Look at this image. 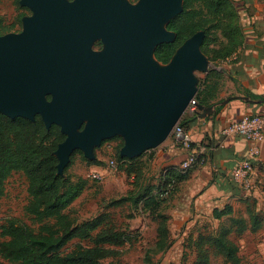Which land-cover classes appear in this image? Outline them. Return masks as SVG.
<instances>
[{
	"label": "water",
	"instance_id": "water-1",
	"mask_svg": "<svg viewBox=\"0 0 264 264\" xmlns=\"http://www.w3.org/2000/svg\"><path fill=\"white\" fill-rule=\"evenodd\" d=\"M32 15L22 31L0 36V113L56 125L65 139L53 153L58 175L75 151L92 161L114 137L120 158L133 159L163 144L197 93L194 72H207L200 31L170 61L154 58L172 43L167 24L183 0H20ZM101 39L100 52L91 49ZM242 100L251 101L247 96ZM229 99L197 105L205 118ZM255 103H260L256 101Z\"/></svg>",
	"mask_w": 264,
	"mask_h": 264
},
{
	"label": "trees",
	"instance_id": "trees-1",
	"mask_svg": "<svg viewBox=\"0 0 264 264\" xmlns=\"http://www.w3.org/2000/svg\"><path fill=\"white\" fill-rule=\"evenodd\" d=\"M166 28L174 32L176 37L174 42L161 44L155 49L154 58L163 65L170 61L186 39L199 31L205 34L201 51L213 63L216 59H229L239 50L244 40L240 14L233 0H183L182 12L173 18ZM215 31L220 33L223 42L222 48L211 56L210 37ZM221 79L220 72L211 70L199 81L194 97L197 105H213ZM186 117L182 116L177 124L184 130L188 129ZM195 117L196 114H192L188 120ZM64 139L65 136L61 134L58 126L53 125L50 130H46L38 116L32 122L20 117L11 119L0 113V197L4 195L7 178L14 172H22L27 179L28 202L25 212L39 225L34 230L25 224L10 220L0 227V236L6 239L0 243V257L10 263L115 264L104 263V260L118 257L121 254L119 248L127 244L132 245L135 240L131 232L116 230L106 214L79 221L66 213L82 194L84 184H71L64 176L58 175V161L53 153ZM122 146L121 140L118 151ZM191 148H194L193 144ZM202 157L204 164H195L185 172L174 169L166 171L162 183L157 185L156 193L150 196L145 190L135 200V204L146 201L155 206L156 202L168 201L175 194L179 183L188 178L192 169L207 163V155L203 153ZM118 158L126 167L128 164L129 170H138V159ZM172 181L175 188L171 196L161 199L160 193ZM123 201L118 200L114 204L121 205ZM155 210L153 207V215ZM234 214L230 206L213 211L215 219L222 220L226 217L230 219L231 225L228 228L221 227L214 235L197 238L194 245V264H209L211 252L220 256L223 264H241L238 247L230 240L229 235L234 233L241 236L256 228L260 219L252 202H248L245 210L247 218L234 217ZM155 219L158 222L157 235L150 251L162 254L169 248L168 230L162 215L155 216ZM74 240L87 241L90 246H77L73 251L64 253L66 246Z\"/></svg>",
	"mask_w": 264,
	"mask_h": 264
},
{
	"label": "rangeland",
	"instance_id": "rangeland-1",
	"mask_svg": "<svg viewBox=\"0 0 264 264\" xmlns=\"http://www.w3.org/2000/svg\"><path fill=\"white\" fill-rule=\"evenodd\" d=\"M20 0H0V36L9 33H20L24 17H30L32 12L19 4ZM71 1V0H70ZM130 4H136L138 0H127ZM200 32V31H199ZM203 32V31H202ZM212 42L209 45L210 55L219 51L223 38L218 31L211 33ZM99 48L94 44L93 51ZM202 52V51H201ZM203 53V52H202ZM207 58V56H205ZM208 60V69L223 66V61ZM197 84L203 78V72H194ZM185 112L183 116H187ZM36 119V118H35ZM122 139L114 137L104 141L99 148H95V159L87 160L81 151H75L65 168L63 176L71 184L83 183L84 189L80 197L66 211L72 218L79 221L92 219L100 214L108 215L110 224L119 231L131 232L135 236L132 245L119 248L120 255L104 260V263L115 264H194L196 259L195 242L198 237L214 235L221 227L228 228L230 219L213 220L210 211H185L178 217L173 211L175 194L164 202H156L155 206L146 201L135 200L145 190L150 196L156 193L157 185L161 179V173L165 168L163 158L155 149L143 154V159L138 161V170H129L125 163L118 158V145ZM174 141L172 133L167 140L158 147L163 148ZM181 146V145H180ZM120 157V156H119ZM114 161L116 167L108 168L109 162ZM92 162V163H90ZM100 170L102 179L95 180L90 177L92 170ZM157 176V177H156ZM118 200H124L121 205L114 204ZM28 202L27 179L22 172L12 173L5 182L4 195L0 197V227L13 220L25 224L36 230L38 224L32 221L25 212ZM147 203V204H146ZM194 201H190V208ZM156 208L154 215L151 213ZM245 208L237 209L234 217L244 216ZM259 225L246 231L241 236L234 233L229 235L230 240L238 247V256L241 264H264V210H256ZM190 213V214H189ZM244 213V215H243ZM162 215L165 218L168 230L169 248L162 254L150 251L156 241L158 222L155 216ZM197 219V220H195ZM6 239L0 236V243ZM77 246L89 247L87 241L74 240L64 249V253L73 251ZM147 255L149 258H147ZM0 264H13L0 257ZM209 264H223V259L210 253Z\"/></svg>",
	"mask_w": 264,
	"mask_h": 264
},
{
	"label": "crops",
	"instance_id": "crops-1",
	"mask_svg": "<svg viewBox=\"0 0 264 264\" xmlns=\"http://www.w3.org/2000/svg\"><path fill=\"white\" fill-rule=\"evenodd\" d=\"M233 1L240 14L243 44L235 53L236 57L231 56L223 61V66L209 68L203 73V78L211 70H217L222 74L213 105L226 99L229 101L216 107L215 112L205 118H199L197 114L191 120H188L190 114L186 117L193 150L201 148L208 161L205 165L192 169L188 178L179 183L173 201L175 203L173 211L178 217L191 209L195 213L210 211L211 218L217 220L213 217L214 210L230 206L235 213L237 209L246 210L248 202L254 204L255 210H264V146L260 148L255 162L252 176L254 189L245 192L237 187L229 172L246 158L250 144L239 136L221 135L229 124L245 116L264 114V0ZM246 96L251 101L240 98ZM256 101L260 103H255ZM158 147L155 149L163 158L165 167L159 181L161 184L166 171L170 169L181 171L180 165L187 158L189 151L175 141L163 148ZM143 154L133 159L141 161ZM138 161L137 164L140 163ZM190 201H194L192 208ZM224 218L226 217L222 219Z\"/></svg>",
	"mask_w": 264,
	"mask_h": 264
},
{
	"label": "built area",
	"instance_id": "built-area-1",
	"mask_svg": "<svg viewBox=\"0 0 264 264\" xmlns=\"http://www.w3.org/2000/svg\"><path fill=\"white\" fill-rule=\"evenodd\" d=\"M232 57H236L234 53ZM197 104L193 99L186 112L190 115L197 114ZM174 141L189 151L187 158L181 163L180 169L185 172L195 164L202 165L205 160L202 157L203 150H193L192 137L189 131L176 125L172 131ZM222 136H239L249 142L250 146L246 158L237 163L229 172L230 178L243 191L250 192L254 189V180L252 178L254 165L259 155L260 148L264 146V114L245 116L239 121L229 124L222 132ZM116 163L109 162L108 168L114 169ZM90 177L95 180H101L103 175L98 169L91 171ZM175 185L172 181L165 190L160 193L161 199H168L174 191Z\"/></svg>",
	"mask_w": 264,
	"mask_h": 264
},
{
	"label": "flooded vegetation",
	"instance_id": "flooded-vegetation-1",
	"mask_svg": "<svg viewBox=\"0 0 264 264\" xmlns=\"http://www.w3.org/2000/svg\"><path fill=\"white\" fill-rule=\"evenodd\" d=\"M94 44H96V46L99 48V49H98L97 51H95V52H100V51L103 50V48H104V44H103V42H102L101 39H96V40L93 41L92 46H91V49H92V50H93V46H94Z\"/></svg>",
	"mask_w": 264,
	"mask_h": 264
}]
</instances>
